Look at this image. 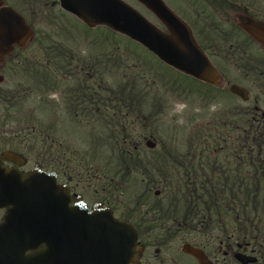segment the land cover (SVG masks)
<instances>
[{
    "label": "flooded vegetation",
    "instance_id": "af4514ba",
    "mask_svg": "<svg viewBox=\"0 0 264 264\" xmlns=\"http://www.w3.org/2000/svg\"><path fill=\"white\" fill-rule=\"evenodd\" d=\"M165 4L189 27L200 49L208 56L219 74L215 85L204 87L202 92L211 99L209 109L199 118L208 117L206 126L198 129L204 133L220 132L223 140L231 141V160L234 161L235 135L247 136V156L250 163V139L252 133H259L264 143V0H163ZM140 4V3H139ZM141 5V4H140ZM10 8L19 14L25 22L33 26L36 22L53 15L54 11H63L60 0H0V10ZM52 10V13H51ZM150 20L160 22L157 15L148 11ZM166 33H170L164 28ZM34 31V29H33ZM46 51L44 46L34 47ZM28 43L14 45L11 52L0 61V104L10 110L22 112L26 109L25 85L27 81ZM80 64L77 66L79 67ZM90 65L84 63L82 76L79 74V86L72 94L63 91L54 96L53 111L55 117L63 116L75 128L91 132V127L101 129L107 119L108 96L103 79H92L96 74L86 72ZM243 78L244 85L235 82V77ZM86 76H89L87 79ZM59 78V69H57ZM93 85H89L90 82ZM240 85L247 89L248 100L233 94L231 87ZM113 98V97H112ZM116 99L120 97H115ZM212 104L215 106L212 108ZM236 119L246 120L243 128L235 126ZM213 120V122L211 121ZM217 125L216 126H214ZM223 124V128H219ZM204 138V137H203ZM206 139V137H205ZM146 137L131 144L138 150ZM264 153V148L262 150ZM3 152L0 155L3 156ZM53 171L58 185H66L73 206L81 196L92 209L94 204L107 206L108 202L96 200V191L90 188V199L84 192L79 193L73 186L69 163L60 151L56 152ZM204 157V154H201ZM29 161L21 165L1 158V168H17L25 178L29 170H24ZM206 163L200 162V165ZM28 165V164H27ZM38 165V164H35ZM34 165V166H35ZM43 177V176H40ZM137 178L142 186L141 195L154 193L157 198L173 193L172 186L181 189L186 196L193 192L204 204L196 208L200 222L171 221L170 216L155 221L157 210L137 209L134 214L135 228L138 233V246L142 248L139 260L135 264H264V178ZM0 178H19L17 175H0ZM106 183L101 185L100 195L108 188L122 189L123 178L114 183L113 179L99 178ZM128 179V178H127ZM126 179V180H127ZM177 179L176 185L171 184ZM181 180H188L187 183ZM66 188V189H67ZM169 189V192H168ZM157 194L159 196H157ZM113 195V192H111ZM203 196V197H202ZM175 199V198H174ZM182 200V199H178ZM183 201V200H182ZM160 202V199H158ZM184 202V201H183ZM175 213L183 212L184 207L173 208ZM157 212V214H156ZM5 210H0V221ZM189 247L200 250V259L189 254Z\"/></svg>",
    "mask_w": 264,
    "mask_h": 264
},
{
    "label": "rangeland",
    "instance_id": "374dc122",
    "mask_svg": "<svg viewBox=\"0 0 264 264\" xmlns=\"http://www.w3.org/2000/svg\"><path fill=\"white\" fill-rule=\"evenodd\" d=\"M125 1L150 19L148 11L135 0ZM154 24L161 27L159 23ZM33 27L38 38L27 52L24 93L26 110L22 113L11 110V113H7L8 109L0 104V153L3 150H12L25 155L29 161L24 168L26 171L36 163L50 170L38 161L52 164L51 159L55 157L50 153L52 150L61 149L67 154L66 160L69 163L65 162V168L70 167L73 186L79 193L84 192L90 199L91 187L97 193L96 200L108 202L107 205L114 209L118 217L125 216L123 212L129 213L134 208L139 210L138 204H129H135L139 198L137 189L140 187V179L137 178H146L137 170L129 174L128 180L131 182H125L124 192L106 186V192L100 195L101 192L98 193L95 189L100 190L101 185L106 183L100 181V177L115 175L116 165L110 159L113 156V147L107 137L113 131L116 132V125L113 128L103 125L102 129L99 126L95 129L93 126L91 132L85 133L82 129L75 128V124L68 122L67 118L55 117L54 96L68 91L75 84L71 73L76 72L78 64L79 69H82L86 63L96 68L92 73L103 72L108 93L115 92L120 96L122 89L125 93L132 94V101H126L128 108L121 110L120 105L117 108L108 107L107 115L115 117L119 124L129 123L126 127L129 132V129L135 134L147 135L153 132L152 137L159 145L171 142L175 148L185 152L190 148V130L199 121L192 118L196 119L197 114H205L209 109L206 107L207 103L202 102V97H199L198 91L204 87L188 82V78L163 64L142 45L118 33L109 32L105 27L90 30L75 17L64 12L54 11L53 15L36 22ZM37 43L44 47L53 46L56 50H50L47 54L34 48ZM57 52L60 54L57 55L59 60L55 64L54 57ZM57 62L61 72L56 81H59L61 87L53 90L52 83L45 87L44 83L53 80L57 73ZM63 74L68 75L65 80ZM80 75L82 76V72ZM235 82L244 85L243 78L238 75ZM188 86L193 89L189 98L180 90L181 87L189 88ZM214 106L212 104V108ZM135 113L141 118L135 120L136 124L130 125ZM140 121L142 123L138 125ZM204 134L205 137L209 136L208 133ZM205 137L201 138L202 141ZM41 145H45L50 152L38 154L37 150ZM147 198L154 200L153 194ZM163 198L164 196L161 198L164 201ZM140 211L144 212V207H140Z\"/></svg>",
    "mask_w": 264,
    "mask_h": 264
},
{
    "label": "water",
    "instance_id": "95a60500",
    "mask_svg": "<svg viewBox=\"0 0 264 264\" xmlns=\"http://www.w3.org/2000/svg\"><path fill=\"white\" fill-rule=\"evenodd\" d=\"M153 9L171 29L166 35L122 0H62L63 7L88 27L107 26L130 37L168 65L207 83L217 75L198 48L189 29L169 11L162 0H139ZM30 28L15 13L0 11V58L14 44L23 45ZM231 91L248 99L242 88ZM150 148L156 144L148 141ZM5 157L19 164L11 152ZM3 171L0 170V175ZM16 175L17 171L6 172ZM35 168L27 178H0V208L9 207L0 223V264H132L141 249L133 226L113 217L109 209L95 206L90 212L78 201L69 208L63 188L54 178ZM189 253L200 259L201 253Z\"/></svg>",
    "mask_w": 264,
    "mask_h": 264
},
{
    "label": "trees",
    "instance_id": "16d2710c",
    "mask_svg": "<svg viewBox=\"0 0 264 264\" xmlns=\"http://www.w3.org/2000/svg\"><path fill=\"white\" fill-rule=\"evenodd\" d=\"M246 120L236 119L235 126L243 128ZM217 127V125L214 124ZM220 129L223 124L218 125ZM205 137L201 131H194L189 140L190 149L187 155L179 156L175 150L170 147H163L159 154L153 152L155 156H145L141 150L133 151L127 147V142L131 138L127 133L122 131L120 134H111L108 137L112 145L111 161L115 162V175L108 178H128L129 174L137 170L141 176L146 178H264V143L259 133H252L250 139V160L247 156V136L244 133L235 135L234 161L231 160L230 152L232 151L231 141L220 138L221 133H208ZM120 140V141H119ZM40 152L49 153L50 149L43 147ZM205 153L204 158L201 154ZM148 154V153H147ZM51 155V153H50ZM206 160L205 165L200 162ZM206 172V173H204ZM157 175V176H156ZM172 179L171 181H173ZM188 180H181L187 183ZM177 191V190H176ZM190 195L181 194V189L176 195L183 201L184 211L181 214H172L173 220L177 222H200L198 218L199 211L196 208L203 207V201L198 195L193 194L190 188ZM203 197V196H202ZM176 208L177 203L173 204ZM173 211V208L171 209Z\"/></svg>",
    "mask_w": 264,
    "mask_h": 264
}]
</instances>
